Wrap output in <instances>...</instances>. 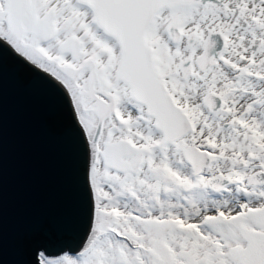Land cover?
Returning a JSON list of instances; mask_svg holds the SVG:
<instances>
[{"label":"snow or ice","instance_id":"snow-or-ice-1","mask_svg":"<svg viewBox=\"0 0 264 264\" xmlns=\"http://www.w3.org/2000/svg\"><path fill=\"white\" fill-rule=\"evenodd\" d=\"M66 104L78 243L32 264H264V0H0V51Z\"/></svg>","mask_w":264,"mask_h":264},{"label":"water","instance_id":"water-1","mask_svg":"<svg viewBox=\"0 0 264 264\" xmlns=\"http://www.w3.org/2000/svg\"><path fill=\"white\" fill-rule=\"evenodd\" d=\"M80 189L65 102L0 51V264H32L37 242L78 243Z\"/></svg>","mask_w":264,"mask_h":264}]
</instances>
